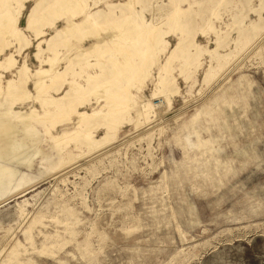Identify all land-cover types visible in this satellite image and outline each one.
Segmentation results:
<instances>
[{
  "label": "rangeland",
  "instance_id": "rangeland-1",
  "mask_svg": "<svg viewBox=\"0 0 264 264\" xmlns=\"http://www.w3.org/2000/svg\"><path fill=\"white\" fill-rule=\"evenodd\" d=\"M6 2L0 154L32 129L0 159V264H264V0H87L143 22L137 49L74 0Z\"/></svg>",
  "mask_w": 264,
  "mask_h": 264
},
{
  "label": "bare ground",
  "instance_id": "bare-ground-1",
  "mask_svg": "<svg viewBox=\"0 0 264 264\" xmlns=\"http://www.w3.org/2000/svg\"><path fill=\"white\" fill-rule=\"evenodd\" d=\"M23 1L24 0H20V2H21L20 5L21 6H22V2ZM7 2H6V0H3V4L5 6L8 4ZM86 2H87V0H74V3L73 4L75 5V8L79 12H84V17H83V19H82L81 22H79V23L73 22V25H74L73 27H77V29L85 30L86 32H88L92 36L94 35V32L95 31H98V30H109V31H115L116 30V34L114 35V37H117L118 39H120L122 41H123V38L130 36V35H127L128 34L127 32L129 31V32H131V36L135 40V43L133 44L132 47H134L136 49L140 46V41L139 40H140V38H142L144 36V34H148V35H151L152 34V33L150 34V29H148V31L146 33H144V31L142 30V27H141L142 24H143V22H141V21H139V23L137 22V25L134 27V29H132V31H130L129 29L133 28V26L130 23V20L128 19V17L126 15H123V16L122 15L121 16H115V17H112V18H109V19H106L104 21H100L99 22L88 11V9H87V3ZM7 7H5V8H7ZM6 22H7V24L4 26V28L6 29V30L4 29L5 30V33L7 35L17 36V38H19V36L17 35V27H16L15 17L14 16H11V17L7 18ZM27 27L28 28L30 27V17H29V19L27 21ZM3 35H5V34L3 33ZM114 37H113V39H114ZM149 40H150V38H149ZM114 41H115V39H114ZM115 42H117V41H115ZM121 45H123V43ZM121 45H120V47L123 48V46H121ZM124 63H127L128 64V62H124ZM127 70L130 71V69H127ZM161 70L162 71L166 70V64L164 66H162ZM43 72H46V70H44ZM163 84L166 85L167 82L164 79V77L162 75H160L158 77V82L156 84L155 90H154L153 95H152L153 97L159 93V87H160V85H163ZM124 88L125 87L115 88V89H113L108 94V96H107L108 110L103 115V117L99 120L100 122L95 127H98L100 125H103V126L108 127L110 131H113L116 128L121 114L126 109V107H125V100L126 99L121 94V91ZM25 92H26V87H24V94H25ZM24 98H26V95H25ZM126 104H127V102H126ZM142 108H143V114L145 116H148L149 110H150V103L149 102L148 103H144L143 106H142ZM9 116H10V119L9 120L13 119L14 116L15 117H20L17 113H15L14 115H12L10 113ZM16 119H18V118H16ZM9 120H7L6 122L0 123V130L4 134H6L7 132H9L13 128H15V126L13 127V126H11L8 123ZM23 123H24V125H23L22 132L25 133V137L23 136V138L21 137L18 140L17 139H12L10 142H8L6 144L7 145V147H6L7 148V155L2 156L0 154V159H5V158H7L9 156H11V157H9L8 160L10 158L13 159V157H15L20 152H23L29 146L28 145L29 142H27V137H28L27 135L30 134L32 127L30 126V122H28V123L23 122ZM7 170H9V169H7Z\"/></svg>",
  "mask_w": 264,
  "mask_h": 264
}]
</instances>
